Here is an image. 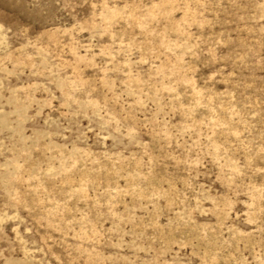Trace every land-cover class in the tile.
Segmentation results:
<instances>
[{
  "label": "rangeland",
  "instance_id": "1",
  "mask_svg": "<svg viewBox=\"0 0 264 264\" xmlns=\"http://www.w3.org/2000/svg\"><path fill=\"white\" fill-rule=\"evenodd\" d=\"M0 264H264V0H0Z\"/></svg>",
  "mask_w": 264,
  "mask_h": 264
}]
</instances>
